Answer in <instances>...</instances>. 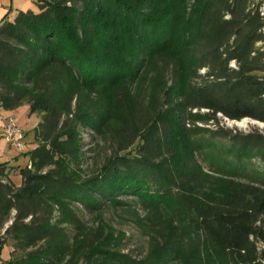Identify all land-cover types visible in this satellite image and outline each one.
I'll list each match as a JSON object with an SVG mask.
<instances>
[{
    "label": "trees",
    "instance_id": "trees-1",
    "mask_svg": "<svg viewBox=\"0 0 264 264\" xmlns=\"http://www.w3.org/2000/svg\"><path fill=\"white\" fill-rule=\"evenodd\" d=\"M34 2L0 20V108L39 115L19 185L0 162L4 264L91 259L78 204L150 215L127 264H264V129L220 121H264V0Z\"/></svg>",
    "mask_w": 264,
    "mask_h": 264
},
{
    "label": "rangeland",
    "instance_id": "rangeland-1",
    "mask_svg": "<svg viewBox=\"0 0 264 264\" xmlns=\"http://www.w3.org/2000/svg\"><path fill=\"white\" fill-rule=\"evenodd\" d=\"M14 5L24 9L28 7L36 9L34 0H16V4ZM18 9L12 8L11 13L14 14ZM5 113L6 111L4 110ZM9 113L14 116L15 120L24 130L23 139L26 142L23 150L11 146L12 154L18 156L17 164L13 165V167L17 168L13 180L15 183L18 182L20 184L21 175L18 173V167L24 166L27 163L29 160V152L36 146L33 129L39 121V115L37 112L31 111L28 104L18 106L10 110ZM220 121L221 124L243 131L254 127L264 129V121L247 116L240 119H229L220 115ZM82 137L85 150L83 168L88 172L93 164V152L90 149L94 145L88 129L82 131ZM75 212L80 222L78 224L66 223L65 225L70 240L79 227L80 229H97L100 227L103 232L101 240L97 242L100 249H94L93 252L90 251L91 259L81 256L78 264H127L128 259L144 258L152 247L153 236H150L146 227V222L151 220L150 215L144 213L136 204H128L120 207L105 205L97 210L87 209L81 204H78L75 207ZM80 229L79 231H81ZM11 242L8 240V243ZM10 248H12L11 245ZM10 248L7 243L2 245L0 251L1 258L9 260ZM18 252L19 250H16V253ZM108 255L111 257L107 258Z\"/></svg>",
    "mask_w": 264,
    "mask_h": 264
},
{
    "label": "crops",
    "instance_id": "crops-1",
    "mask_svg": "<svg viewBox=\"0 0 264 264\" xmlns=\"http://www.w3.org/2000/svg\"><path fill=\"white\" fill-rule=\"evenodd\" d=\"M14 4H16V0H0V20L3 18V16L7 13L8 17L11 18L14 16V14H12V8L13 9H24L21 7H16ZM21 6V5H20ZM10 8V9H9ZM1 110H3V112H1ZM6 113L5 114H11L9 113L10 110H5ZM0 113L4 114V109L0 108ZM11 146L6 142V140L4 139L3 135H2V122L0 120V162H6L9 166H12L10 169H8V179L10 181H12L15 185H18L19 183H15L13 178H14V174L17 172V168L13 167V165L17 164L18 162V156H15L12 154L11 151ZM28 162V161H27ZM10 248V245H9ZM12 248H10L11 251ZM6 259L1 258L0 256V263L4 264V261Z\"/></svg>",
    "mask_w": 264,
    "mask_h": 264
},
{
    "label": "built area",
    "instance_id": "built-area-1",
    "mask_svg": "<svg viewBox=\"0 0 264 264\" xmlns=\"http://www.w3.org/2000/svg\"><path fill=\"white\" fill-rule=\"evenodd\" d=\"M2 122V135L6 142L19 150H23L26 146L24 138V130L11 114L0 113Z\"/></svg>",
    "mask_w": 264,
    "mask_h": 264
}]
</instances>
